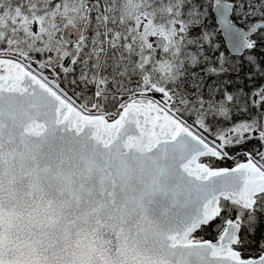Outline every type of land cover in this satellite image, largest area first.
<instances>
[{
  "label": "snow or ice",
  "instance_id": "obj_1",
  "mask_svg": "<svg viewBox=\"0 0 264 264\" xmlns=\"http://www.w3.org/2000/svg\"><path fill=\"white\" fill-rule=\"evenodd\" d=\"M0 264H264V0H0Z\"/></svg>",
  "mask_w": 264,
  "mask_h": 264
}]
</instances>
